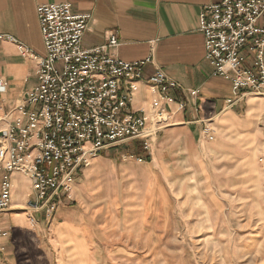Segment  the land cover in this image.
I'll list each match as a JSON object with an SVG mask.
<instances>
[{
    "label": "built area",
    "instance_id": "obj_1",
    "mask_svg": "<svg viewBox=\"0 0 264 264\" xmlns=\"http://www.w3.org/2000/svg\"><path fill=\"white\" fill-rule=\"evenodd\" d=\"M37 16L45 56L20 47L22 56L38 64L36 83L0 120V244L11 237L2 219L13 210L14 176L28 181L22 211L34 227L37 216L51 218L72 201L82 172L106 151L139 141L150 152L160 133L174 125L170 106L200 112L199 91L178 101L174 94L185 91L165 72L157 68L145 78L150 58L128 63L110 55L108 50L119 45L116 34L106 46L84 49L91 14H76L72 4L63 3L39 6ZM199 30L213 77L232 86L225 109L250 97L264 99V0L207 6L199 15ZM140 84L154 95L146 109L134 105ZM6 86L0 80V93ZM195 123L203 124V140H214L211 119Z\"/></svg>",
    "mask_w": 264,
    "mask_h": 264
},
{
    "label": "crops",
    "instance_id": "obj_2",
    "mask_svg": "<svg viewBox=\"0 0 264 264\" xmlns=\"http://www.w3.org/2000/svg\"><path fill=\"white\" fill-rule=\"evenodd\" d=\"M221 1L0 0V80L7 84L5 91L0 93V120L36 83L38 64L29 56H22L20 47L37 56H45L37 8L48 4L70 3L74 13L92 15L83 39L84 49L106 46L109 36L116 34L119 45L108 50L110 55L128 63L150 58L153 63L146 67L145 78L157 68L165 72L185 91L174 94L178 101L188 98L190 91H199L200 112L195 114L191 107L177 112L176 105L170 106L174 125L160 133L150 152L123 155L121 162L102 155L93 160L74 189L73 204L78 200L82 207L60 208L49 230L50 242H42L40 246L41 258L48 264L97 263L94 250L103 243L98 240L97 232H102L99 228L105 225L107 215L111 221L114 219L115 214L107 212L113 209L114 196L123 198L121 205L125 214L120 226H115L122 231L138 232L134 224L144 216L137 199L139 193L133 189L141 180L151 183L158 180L164 188V182H170L174 174L185 176L190 175L192 169H207L205 162L209 159L217 163L239 160L252 173L255 163L258 166L256 178L259 183L264 182V99L250 97L225 109V101L232 98V86L213 77V70L205 58V38L199 30V15L205 7ZM153 98V93L140 84L134 99L135 108H148ZM208 119L213 122V141L203 140V124L195 123V120ZM133 144L138 147L137 142ZM140 172L143 177L137 175ZM20 182L15 177L13 209L23 210L24 207L16 202L26 201L30 187L28 185L22 195L18 191ZM107 188L111 190L110 202L104 199ZM39 220L38 229L42 233L44 220L42 217ZM21 221L25 223L24 218ZM9 241L1 243L0 247L8 248L5 246ZM76 244L84 248L82 259L76 257Z\"/></svg>",
    "mask_w": 264,
    "mask_h": 264
},
{
    "label": "rangeland",
    "instance_id": "obj_3",
    "mask_svg": "<svg viewBox=\"0 0 264 264\" xmlns=\"http://www.w3.org/2000/svg\"><path fill=\"white\" fill-rule=\"evenodd\" d=\"M136 142L137 148L131 142L102 156L121 162L123 155L145 152L142 143ZM205 164L207 169H192L190 175L174 174L170 182H164L165 190L158 180H141L133 189L139 193L144 216L134 224L139 230L136 233L115 226H120L125 214L123 198L114 196L113 209L107 211L115 214L114 219L107 215L99 228L102 232H97L103 243L94 250L96 264H264V182L256 178L258 166L252 164V173L239 160L217 163L207 159ZM17 178L21 181L18 191L24 195L28 182ZM110 188L104 190L108 202ZM73 194L64 206L80 209L78 200L73 204ZM21 200L16 204L25 207L26 201L22 204ZM57 212L51 218L37 216L38 225L39 218L44 220L42 233L24 211L13 209L6 214L2 221L10 229L11 240L5 251L0 250V264H48L41 258L40 246L50 242L49 230ZM75 247L76 257L82 259L84 248Z\"/></svg>",
    "mask_w": 264,
    "mask_h": 264
},
{
    "label": "bare ground",
    "instance_id": "obj_4",
    "mask_svg": "<svg viewBox=\"0 0 264 264\" xmlns=\"http://www.w3.org/2000/svg\"><path fill=\"white\" fill-rule=\"evenodd\" d=\"M161 184V183H160ZM24 210V209H23Z\"/></svg>",
    "mask_w": 264,
    "mask_h": 264
}]
</instances>
